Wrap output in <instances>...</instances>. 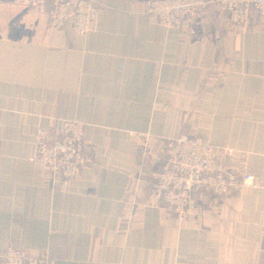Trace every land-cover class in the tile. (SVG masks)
Listing matches in <instances>:
<instances>
[{
	"label": "crops",
	"instance_id": "obj_1",
	"mask_svg": "<svg viewBox=\"0 0 264 264\" xmlns=\"http://www.w3.org/2000/svg\"><path fill=\"white\" fill-rule=\"evenodd\" d=\"M149 0H94L95 32L53 28L0 0V264L7 249L52 264H264V190L199 193L186 220L145 205L179 135L232 149L264 178V17L238 26L216 0L179 27ZM85 125L73 181L31 162L40 130Z\"/></svg>",
	"mask_w": 264,
	"mask_h": 264
},
{
	"label": "built area",
	"instance_id": "obj_2",
	"mask_svg": "<svg viewBox=\"0 0 264 264\" xmlns=\"http://www.w3.org/2000/svg\"><path fill=\"white\" fill-rule=\"evenodd\" d=\"M15 4L48 18L51 26L65 29L71 25L79 35L96 31L100 12L94 0H13ZM230 20L243 26L252 11L264 17V0H216ZM205 7L203 0H149L147 13L165 28L179 27L185 18H193ZM236 152L215 147L206 141L182 134L167 142L165 159L150 173L145 205L165 204L179 220H186L193 197L205 193L223 198L242 190L263 189L264 178L240 174L230 165ZM31 162L42 173L75 180L87 166L85 125L64 121L49 135L40 130L35 138ZM3 264H52L45 253L34 254L9 248Z\"/></svg>",
	"mask_w": 264,
	"mask_h": 264
}]
</instances>
